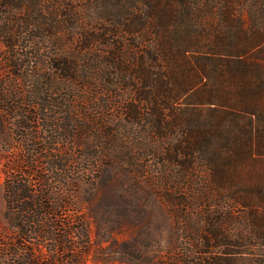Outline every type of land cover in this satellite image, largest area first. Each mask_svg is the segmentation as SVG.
<instances>
[{
	"label": "trees",
	"instance_id": "1",
	"mask_svg": "<svg viewBox=\"0 0 264 264\" xmlns=\"http://www.w3.org/2000/svg\"><path fill=\"white\" fill-rule=\"evenodd\" d=\"M41 1L0 0V136L20 149L3 169L0 264H84L105 171L128 165L178 185L162 264H264V0ZM80 21L115 115L107 99L97 117L73 104L80 65L58 36ZM39 33L60 48L31 61Z\"/></svg>",
	"mask_w": 264,
	"mask_h": 264
},
{
	"label": "rangeland",
	"instance_id": "2",
	"mask_svg": "<svg viewBox=\"0 0 264 264\" xmlns=\"http://www.w3.org/2000/svg\"><path fill=\"white\" fill-rule=\"evenodd\" d=\"M28 1L31 3L33 0ZM62 4H64L63 0H42L39 6L48 7L56 14L60 13ZM82 14L86 15L83 12ZM91 14L94 16L95 12ZM77 15H80L79 12ZM23 16L26 17V14ZM85 25L84 21L78 22L75 35H73L74 40L69 39L66 33L58 36L59 40L65 42V51L77 54L76 61L80 65L79 76L70 84L73 87V104L78 109L82 106L93 108L90 114L92 117H97L102 109L94 108L95 105L100 106L102 101L107 99L113 105H111L113 111H105V109L103 111L115 115L118 109L115 106L114 97L100 98L98 95V80L90 67L95 61L91 58L93 52L80 50L82 44L79 42L81 41L80 29ZM29 33H38V31L35 32L32 29ZM39 34V38L29 37L23 43L24 48L33 45L32 47L37 46L43 50L42 55L32 57L31 61H46L45 51L48 47L52 52L60 48L56 37L48 40L44 33ZM25 51H30V49ZM27 54L30 57L28 52ZM5 58L6 54L0 43V79L3 80L10 79V75L6 74L1 66ZM2 139L0 136V150H5L0 155V242L7 241L12 236L2 215L1 187L4 178V164L8 157L18 155L20 151L16 143H10L8 146V142ZM151 158L150 164L158 166V159ZM142 161L143 156H139L137 164ZM151 168L152 172L149 171L148 174L141 173L135 166L129 165L122 166V169L113 168L105 171L104 180L102 179L103 186L94 197V212L88 215L91 244L84 264H162L170 255L172 256V253L168 251L169 229L172 223L171 209L177 206L175 198L180 197V191L178 185L171 179L169 182L164 181V178H160L159 173L155 171V167ZM188 195L187 198H189Z\"/></svg>",
	"mask_w": 264,
	"mask_h": 264
}]
</instances>
